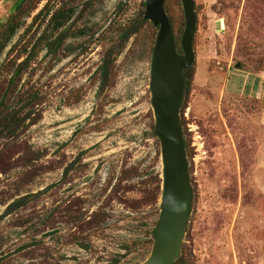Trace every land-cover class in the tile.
<instances>
[{
  "label": "rangeland",
  "instance_id": "374dc122",
  "mask_svg": "<svg viewBox=\"0 0 264 264\" xmlns=\"http://www.w3.org/2000/svg\"><path fill=\"white\" fill-rule=\"evenodd\" d=\"M15 1L0 0V25L16 15ZM64 1L72 18L79 14L73 31L87 34L65 37L52 53L42 49L10 99L12 115L23 112L15 146L0 159V215L17 198L55 187L1 218L0 254L30 245L2 264H141L163 181L148 88L157 29L150 22L135 28L146 0ZM194 3L195 63L180 108L194 202L182 255L186 264H264V96L241 91L244 82L234 77L263 70L264 0ZM44 6L52 13L60 2L23 4L21 28L0 56V81L9 78L4 63L19 64L45 30L44 14L27 28ZM164 8L176 36L185 24L181 1ZM28 93L35 104L19 106ZM29 149L38 161L26 171ZM78 210L85 219L74 223L69 214ZM50 212L56 223L48 229L42 219ZM98 213L104 222L84 227Z\"/></svg>",
  "mask_w": 264,
  "mask_h": 264
},
{
  "label": "water",
  "instance_id": "95a60500",
  "mask_svg": "<svg viewBox=\"0 0 264 264\" xmlns=\"http://www.w3.org/2000/svg\"><path fill=\"white\" fill-rule=\"evenodd\" d=\"M180 1L185 22L180 38L181 53L178 52L164 8L165 0H146L144 15L138 24L140 26L148 21L157 29L148 85L151 93L150 106L155 119L154 131L150 136L159 142L163 165L160 214L150 235L153 242L151 251L141 264L176 263L182 255V245L194 202L180 108L188 82L185 72L195 63L192 44L197 15L194 0ZM222 22L223 20L220 25ZM132 33L133 30L129 35ZM94 173L83 178L81 184H87ZM38 195L30 194L25 200L17 198L15 204L3 210L0 218L33 201Z\"/></svg>",
  "mask_w": 264,
  "mask_h": 264
},
{
  "label": "trees",
  "instance_id": "16d2710c",
  "mask_svg": "<svg viewBox=\"0 0 264 264\" xmlns=\"http://www.w3.org/2000/svg\"><path fill=\"white\" fill-rule=\"evenodd\" d=\"M56 1H58V0H56ZM61 2L63 3V5L61 6L60 9H58V10L56 9L51 13L49 8L47 6H44L42 11H40L38 14H36L33 17L32 23L27 27L28 29H31L33 27V25L35 24V22L43 14L46 15V17L49 16V19L47 21L45 30L36 39V42H35V44H33L32 48L30 50H28L27 46L24 47V49H23L24 53L22 54V55H24V59L19 64H16L14 62L13 66L10 65V61L5 62L3 65L9 78H7L6 80L0 81V145H1L0 148L2 147V149H3V150H0V159H1V156H2L3 151L5 149H13V147L15 146L14 141L16 139V136H15V130L14 129L20 125V120H21L20 114L23 112V110H19V112L13 116L12 113H14L16 110L14 109V107H10V105H12L10 103V99L12 97H15L16 91L17 92L20 91V89H18V84L21 82L23 74L27 70H29V68L31 67L30 66L31 62L36 59L39 52L42 49H46L48 51V53H52L57 48L56 44L50 43L51 41H49V40L52 38L51 36L54 35V33L59 28L64 26L71 19V16L73 14V10L71 9V7L65 5L64 0H61ZM17 8L20 9V7H17ZM142 8L144 10L141 11L140 16L136 20L137 22L135 24V26H136L135 28H138V29H139L138 24L140 23L143 15H144L145 3H142ZM165 10H167V8ZM14 16L15 15H13L5 24L0 25V56L2 55L3 51L6 49L7 45L13 40V38L16 36L17 32L21 28L22 24H21L20 20H16ZM147 22L148 21H144L141 25H143L144 23H147ZM170 23L172 26L173 21L171 19H170ZM184 27H185V24L182 23V26L177 28V31L175 34L176 35L175 39L177 40V43H179V40H180L181 35L183 33ZM85 31L86 30L79 31V35H83V34L85 35L86 34ZM127 35H128V32L124 31L122 34V40L123 41H127ZM22 40H23V37L19 40V42ZM153 48H154V45L150 49L151 57L153 54ZM12 52H13L12 50L10 52H8L6 59L9 58V56L11 55ZM178 52L181 53L180 46L178 47ZM22 55L20 54L19 56H17V58L22 57ZM151 63H152V60H151ZM150 69H151V67H150ZM238 69H241V65ZM101 71L104 74L107 73V64H103V66L101 67ZM185 74H186V77L188 79L187 85H189V83L191 82L190 71L187 70L185 72ZM149 92H150V90H149ZM19 96H20V94L18 95V97ZM23 97H26V99L23 98V100L20 101L19 106L27 104L26 107H31L36 102V100H35L36 96L31 94V93H28L27 95H23ZM182 105H183V103H182ZM152 120H153V122L150 126L151 132L154 131V126H155V119L152 118ZM156 142H157V140H156ZM28 154L29 155L26 156L25 158H23L21 161V163H22L21 168L23 170H26V171H28L30 168L35 167L34 164L38 161V157L35 155L34 151H31L29 149ZM186 155L188 158L189 155H188L187 150H186ZM0 174H5V172H3V170L1 168H0ZM190 176H191V174H190ZM161 183H163V181L157 180L158 190H160ZM54 187H55V185L49 186L44 191V194L53 190ZM119 188H120V186L118 187V189ZM160 194L162 195V191L160 192ZM69 216L74 221V223H81L85 219V214L82 213L81 210H78L77 212L71 211ZM104 217H105L104 215H101L98 213V214L94 215V217L92 218V221L90 220V222L86 223L84 227H88L90 230L95 229L98 224L104 222V219H105ZM45 219L46 220L42 219V224L46 225V227L48 229H51L50 227H52V225L54 223H56L55 222V214L53 212H50L46 216ZM1 221H2V219H0V222ZM16 225L21 226L22 225L21 221L19 220L16 224H14V226H16ZM153 231H154V226L152 227L149 235H151ZM152 243L153 242L148 239L147 244L149 246H151ZM29 246H30L29 244H24V245H21L20 247H18L13 252H8L6 254H0V264H2V262L6 259V257L11 256L12 254H15V253H20V252L26 250ZM175 264H186L185 258L183 257V255L176 261Z\"/></svg>",
  "mask_w": 264,
  "mask_h": 264
},
{
  "label": "flooded vegetation",
  "instance_id": "af4514ba",
  "mask_svg": "<svg viewBox=\"0 0 264 264\" xmlns=\"http://www.w3.org/2000/svg\"><path fill=\"white\" fill-rule=\"evenodd\" d=\"M26 2H28V0H25V1L24 0H16L15 1L14 5H13V11H16L17 12L16 15L14 16L16 20H17V16L18 15H23L22 12H21V9H22L23 4L26 3ZM58 2H60V6H58L57 10L60 9L61 6L63 5V3L60 0H58ZM17 7H20V9H18ZM41 11H42V9H41ZM78 15L79 14H76L73 18L71 17V19L64 26H62L61 28H59L55 32L56 34H55V38H54V41H55L54 43L56 44V47H58V49H59V47L61 45L62 40L65 37H68V38H77V37H80L81 38V37H83V36H85L87 34V30L85 31L86 32L85 35L84 34L83 35H79V31H82V30L73 31L74 24L76 22V19H77ZM70 169H71V167L69 168V170ZM94 175H95V173H94ZM44 191L45 190L40 191V192H38V194L39 195L40 194L42 195V194H44ZM49 231L53 232V230H49ZM79 245H80V247H82L81 244H79Z\"/></svg>",
  "mask_w": 264,
  "mask_h": 264
},
{
  "label": "crops",
  "instance_id": "0c3cea01",
  "mask_svg": "<svg viewBox=\"0 0 264 264\" xmlns=\"http://www.w3.org/2000/svg\"><path fill=\"white\" fill-rule=\"evenodd\" d=\"M235 70L239 71L237 68ZM261 73H260V75H258L260 78L258 76H251L249 73H247L246 75H240L238 73V74H235L234 77L237 78L236 81H240L241 83L244 82L241 91H245V93L249 94V95L256 94L258 96H264V90H263V85H264V66H263V70H262ZM248 77H251L250 83L249 82L247 83L246 80L243 81L244 78L247 79Z\"/></svg>",
  "mask_w": 264,
  "mask_h": 264
}]
</instances>
